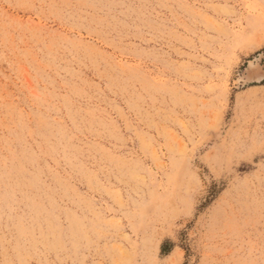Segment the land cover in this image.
<instances>
[{
  "label": "rangeland",
  "instance_id": "1",
  "mask_svg": "<svg viewBox=\"0 0 264 264\" xmlns=\"http://www.w3.org/2000/svg\"><path fill=\"white\" fill-rule=\"evenodd\" d=\"M0 264H264V0H0Z\"/></svg>",
  "mask_w": 264,
  "mask_h": 264
}]
</instances>
